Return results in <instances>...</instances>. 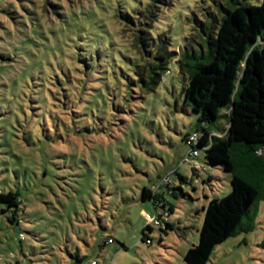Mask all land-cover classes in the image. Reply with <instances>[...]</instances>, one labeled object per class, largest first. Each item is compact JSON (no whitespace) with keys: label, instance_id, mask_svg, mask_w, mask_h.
I'll list each match as a JSON object with an SVG mask.
<instances>
[{"label":"rangeland","instance_id":"rangeland-1","mask_svg":"<svg viewBox=\"0 0 264 264\" xmlns=\"http://www.w3.org/2000/svg\"><path fill=\"white\" fill-rule=\"evenodd\" d=\"M149 1L0 0V193L21 200L13 223L0 213V264H183L202 208L228 195L229 174L202 150L182 162L197 116L182 103L176 65L150 93L129 87L134 55L114 14ZM214 7L172 0L157 30L190 47ZM218 124L226 128L223 116ZM243 159L233 148L236 173ZM165 176L182 192L163 190L156 210L170 228L148 232L144 214L155 208L140 194ZM257 181L264 187V175ZM250 216L252 230L216 245L207 264H264V200Z\"/></svg>","mask_w":264,"mask_h":264},{"label":"trees","instance_id":"trees-1","mask_svg":"<svg viewBox=\"0 0 264 264\" xmlns=\"http://www.w3.org/2000/svg\"><path fill=\"white\" fill-rule=\"evenodd\" d=\"M213 1L214 9L197 22L190 47L187 43L177 48L157 30L159 13L163 7H171L172 0H150L132 9H116L114 14L134 55L129 61L136 79L129 81V87L137 85L145 93L152 92L174 63L183 76L182 103L197 116L196 131L185 135L183 142L188 152L196 153L194 159L202 150L207 164L220 167L230 176L228 195L212 199L202 208L197 243L184 253L183 264H207L216 245L250 232V209L264 200V187L257 181L258 175H264V158L257 155L264 146V0L258 5L241 0ZM221 116L226 121L225 129L218 124ZM193 135L195 139L189 142ZM235 147L244 153L239 162L241 174L236 173L232 160ZM172 175L181 182L187 180L176 171ZM171 184L165 176L157 187L143 188L140 194L142 202L152 203L160 225L167 229L170 224L156 209H165L164 189L172 195L175 189L182 192ZM20 204L18 192L0 193V213H9L8 222L17 219ZM145 229L151 231L149 225ZM145 240L148 238L142 231L141 241Z\"/></svg>","mask_w":264,"mask_h":264},{"label":"built area","instance_id":"built-area-1","mask_svg":"<svg viewBox=\"0 0 264 264\" xmlns=\"http://www.w3.org/2000/svg\"><path fill=\"white\" fill-rule=\"evenodd\" d=\"M194 139H195V135H193V136L189 139V140H190L189 142L193 141ZM195 155H196L195 152H191V151H189V152L186 153V155H185L183 161H184V162H190V161L194 160V156H195ZM257 155H258V156H261V157L264 158V146L258 149V151H257ZM191 157H192L193 159H192ZM195 164H196V163H195ZM196 166H197V165H196ZM144 219L146 220L147 225H149V224H153V225H155V226H159V225L161 224V220H160V218H158V216H157L156 213H155L154 216H151L150 214L145 213V214H144ZM91 264H95V262L92 261Z\"/></svg>","mask_w":264,"mask_h":264}]
</instances>
